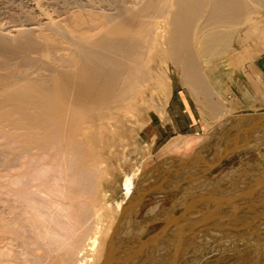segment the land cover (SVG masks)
<instances>
[{
	"label": "bare ground",
	"instance_id": "1",
	"mask_svg": "<svg viewBox=\"0 0 264 264\" xmlns=\"http://www.w3.org/2000/svg\"><path fill=\"white\" fill-rule=\"evenodd\" d=\"M243 1L137 0L134 7H118V15L117 12L115 15L90 16L91 12L88 16L83 15L86 19L76 16L78 19L68 23L72 24L71 27L47 17V13L41 15L38 7L33 5V14L27 13L33 17L18 23L22 15L15 22L18 24L9 27V33H14L17 38L25 39L35 32L38 33L34 34L35 37L50 47L60 38L70 42L76 51L69 68L63 73L52 72L54 75L48 80L20 78L0 83V264H100L104 256L105 259L110 257L109 236L116 233L118 214L124 212L123 204L133 195L141 168L123 176V199L115 203L112 215L109 214L108 221H104L105 193L101 194L103 201L95 203L97 182L103 176L100 172L104 166L97 159L100 150L95 152L93 148L99 141L102 145L110 142L116 148L126 142V130L121 123L134 115L130 110H134L137 104L130 106L131 101L138 96V106L140 99L144 103V83H152L155 92L149 89L150 95L159 92L160 96L161 93L165 94L164 97L169 96L166 95L168 82L164 73L152 72L153 76L146 73L142 51L150 42L153 46L156 42L162 45L154 58L160 62L169 61L201 109L218 122L224 119V109L211 100V89L198 66L202 55L195 54L191 47L203 50V54H207L205 51L211 54L218 45L226 46L221 30L219 33L203 32L207 25L238 15V11L243 10ZM207 8L211 19L203 26L199 21ZM223 9H230L231 14L222 15ZM152 18L163 19L167 26L164 35L158 36L164 29L160 31L162 28L156 27L150 21ZM93 19L97 22L94 23ZM84 26L89 30L100 28V34L92 37L82 34ZM70 28L71 32L73 29L76 32L69 34L71 38L68 36ZM10 45L4 43L0 50L13 53ZM113 110L120 113L115 115ZM111 116L115 120L120 118H117L119 126L113 128L117 121ZM235 125L236 139L222 149L215 160L232 150L244 149L239 147L238 137L245 132L253 131L252 135L264 136L263 115L247 113ZM111 128L114 130L104 133V129ZM250 139L246 141L248 145ZM193 159L196 162L201 160L198 157ZM181 163V158H167L162 163L165 167L158 169V175L162 177L166 172L181 168ZM141 180L139 184L145 181L144 178ZM102 221H107V225Z\"/></svg>",
	"mask_w": 264,
	"mask_h": 264
},
{
	"label": "rangeland",
	"instance_id": "2",
	"mask_svg": "<svg viewBox=\"0 0 264 264\" xmlns=\"http://www.w3.org/2000/svg\"><path fill=\"white\" fill-rule=\"evenodd\" d=\"M34 1L0 0V38L5 39L3 42L0 39V46L8 43L12 46L11 52L15 51L13 54L0 50V83L20 78L48 80L54 73L65 72L74 59L76 48L67 40L59 38L50 47L35 37L38 33H31L25 39L9 33V27L19 17L23 15L18 23L34 16L33 5L38 7L41 15L47 13V17L71 27L72 24L68 23L78 19L76 16L86 19L91 12L90 16L115 15L117 12L118 15L120 8H131L137 3V0ZM242 11L232 18L220 19L219 24L205 27L203 34L221 30L226 46L218 45L211 54L208 51L203 54V50L191 47L195 54L202 55L198 66L211 89V100L224 109V119L218 122L201 109L186 90L175 67L167 60L160 62L154 58L162 45L156 42L153 46L150 42L147 49H142L146 73L150 76L156 71L164 73L168 82L166 95L169 96L166 100L163 93L160 96L159 92V95L152 92L153 96L150 95L152 83H144V103L140 99L138 106V96L131 101L130 106L137 104L134 110H130L134 115L121 123L126 130V142H122V148H116L110 142V145H102V141L97 147L93 146V151L100 150L97 159L104 166L100 172L103 176L97 179L95 202H102L101 194L105 193L103 215L106 211L108 214L107 218L102 216L104 221L109 214L112 215L115 203L123 199V176L141 168L133 195L123 204L124 212L118 214L116 233L109 236L110 257L105 259L104 256L100 264H264V136L252 135L253 131L245 132L238 137L239 147L244 149L232 150L215 160L222 149L236 139L238 134L233 133L237 131L233 127L238 119L247 113L264 116V0H244ZM202 13L199 22L206 26L211 19L210 9ZM221 13L228 15L231 10L223 9ZM150 21L162 28L160 31L164 29L158 36L166 33L163 19L152 18ZM84 27L82 34L91 37L100 34V28L89 30ZM71 30L68 31L70 38L72 35L69 34L75 32ZM254 63L260 65H257L260 72L253 70ZM201 99L199 97L198 101ZM113 113L120 112L113 110ZM117 118L120 119H113L117 121L113 128L119 126ZM113 128L103 131L106 133ZM247 139L251 144H247ZM169 157L181 158V168L160 177L158 169L167 165V162L162 163ZM193 157L201 160L196 162ZM141 178L145 181L139 184ZM212 187L216 191L211 190ZM104 221L103 224L107 225L108 220Z\"/></svg>",
	"mask_w": 264,
	"mask_h": 264
},
{
	"label": "crops",
	"instance_id": "3",
	"mask_svg": "<svg viewBox=\"0 0 264 264\" xmlns=\"http://www.w3.org/2000/svg\"><path fill=\"white\" fill-rule=\"evenodd\" d=\"M263 64V65H262ZM262 66L264 67V59L262 60ZM257 65H259V64H253V70L255 71V72H260V70H259V68L257 67ZM260 66V65H259ZM258 68V69H257ZM264 71V70H263ZM263 73V72H262ZM263 81V83H262V85H263V90H264V73H263V79H262Z\"/></svg>",
	"mask_w": 264,
	"mask_h": 264
}]
</instances>
